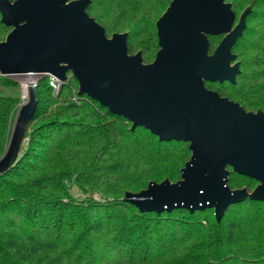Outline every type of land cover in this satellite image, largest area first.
<instances>
[{
	"label": "trees",
	"instance_id": "trees-1",
	"mask_svg": "<svg viewBox=\"0 0 264 264\" xmlns=\"http://www.w3.org/2000/svg\"><path fill=\"white\" fill-rule=\"evenodd\" d=\"M12 1V0H10ZM171 0H89L106 36L126 32L129 54L144 63L158 50L155 21ZM236 20L250 10L231 51L234 82L204 84L247 111L264 110V0H226ZM0 20V41L10 30ZM222 35L208 36L211 53ZM67 73L57 92L36 79V107L16 160L0 173V264H264V201L245 198L214 209L139 210L123 199L150 181L172 182L189 159L188 142L131 128ZM20 84L0 74V156ZM227 185L257 181L228 167Z\"/></svg>",
	"mask_w": 264,
	"mask_h": 264
},
{
	"label": "water",
	"instance_id": "water-1",
	"mask_svg": "<svg viewBox=\"0 0 264 264\" xmlns=\"http://www.w3.org/2000/svg\"><path fill=\"white\" fill-rule=\"evenodd\" d=\"M89 0H0V20L10 26L0 41V74L67 73L85 93L131 128L142 126L160 140L188 142L189 159L172 182L150 181L124 200L139 210L213 208L217 220L228 205L252 198L264 201V110L247 111L205 86L234 82L239 62L231 51L250 7L236 20L226 0H171L155 21L158 50L144 63L129 54L126 32L106 36L86 11ZM222 35L211 53L208 36ZM33 81L20 103L0 173L16 160L27 123L36 107ZM22 91V90H21ZM228 167L257 181L231 189Z\"/></svg>",
	"mask_w": 264,
	"mask_h": 264
},
{
	"label": "rangeland",
	"instance_id": "rangeland-1",
	"mask_svg": "<svg viewBox=\"0 0 264 264\" xmlns=\"http://www.w3.org/2000/svg\"><path fill=\"white\" fill-rule=\"evenodd\" d=\"M220 41V40H219ZM218 44V43H217ZM42 75H11L12 78H14L15 80H17L20 84V102L19 104L17 105V107L13 110L12 114H11V117H10V122H9V126H8V136H7V141H6V144L8 142V138H9V135H10V132H11V129H12V126H13V123H14V120H15V116H16V113H17V110L19 108V105L20 103L24 102L22 97H21V90H22V84L24 83V81H33L36 79H38L39 77H41ZM26 100V99H25ZM6 146V145H5Z\"/></svg>",
	"mask_w": 264,
	"mask_h": 264
},
{
	"label": "built area",
	"instance_id": "built-area-1",
	"mask_svg": "<svg viewBox=\"0 0 264 264\" xmlns=\"http://www.w3.org/2000/svg\"><path fill=\"white\" fill-rule=\"evenodd\" d=\"M64 82V81H61L59 79H57L56 77L54 76H49V84L50 86L53 88V91L54 92H57L59 87H60V84ZM32 85L34 86L35 85V80H33L32 82Z\"/></svg>",
	"mask_w": 264,
	"mask_h": 264
},
{
	"label": "bare ground",
	"instance_id": "bare-ground-1",
	"mask_svg": "<svg viewBox=\"0 0 264 264\" xmlns=\"http://www.w3.org/2000/svg\"><path fill=\"white\" fill-rule=\"evenodd\" d=\"M28 83H29L28 81H24V83L22 84L21 97H22V99L24 101V102H22V104H24L26 102L27 97H28V91H27Z\"/></svg>",
	"mask_w": 264,
	"mask_h": 264
}]
</instances>
